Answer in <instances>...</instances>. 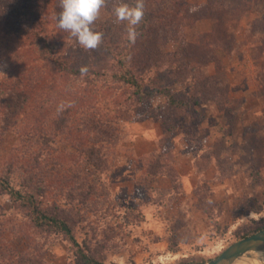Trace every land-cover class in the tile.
I'll return each mask as SVG.
<instances>
[{"label": "rangeland", "instance_id": "374dc122", "mask_svg": "<svg viewBox=\"0 0 264 264\" xmlns=\"http://www.w3.org/2000/svg\"><path fill=\"white\" fill-rule=\"evenodd\" d=\"M32 2L34 26L56 36L63 52L94 56L95 49L82 48L58 28L61 0ZM122 2L135 0H105L94 27L114 33L127 26L113 13ZM144 5L154 6L162 20L159 27L153 21L141 49L151 50L153 60L176 61L174 67L186 57L183 66L191 68L188 74L182 70L188 80L180 78L168 90L189 96L193 83H209L223 106H194L202 119L194 114L186 122L164 113L163 95L139 104L121 84L102 81V86L96 79L87 86L83 78L60 75L50 62L38 60L22 20L1 13L0 117L18 66L43 82L51 100L42 105L35 130L27 114L1 128L0 172L17 188L33 180L29 186L42 205L65 209L79 242L105 263L210 260L264 227V1L213 16H203L211 13L210 0H144ZM67 91L70 99L62 100ZM115 96L130 100L116 105ZM71 101H79L83 112L72 123L65 111L76 108ZM91 114L110 120L100 134L90 129ZM18 252L41 264H78L62 234L38 230L27 209L0 194V264Z\"/></svg>", "mask_w": 264, "mask_h": 264}, {"label": "trees", "instance_id": "16d2710c", "mask_svg": "<svg viewBox=\"0 0 264 264\" xmlns=\"http://www.w3.org/2000/svg\"><path fill=\"white\" fill-rule=\"evenodd\" d=\"M33 0H0V14L19 17L24 23V30L30 35L32 46L35 49V53L38 60L46 63H51L55 70L60 75L74 76L76 78L85 79L87 86L93 84L97 79V84H103L102 81H109L114 84H121L130 90V95L139 102V104H149L153 99L163 95L165 100L164 113H167L169 118L176 117L178 119H185L189 122L195 114V118L201 120L202 116L195 107L202 106L208 102L215 103L220 107L223 106L222 99L217 97L220 95L211 89L209 83H193L190 85V94L180 95L181 93L172 92L168 90L171 83H178L179 79L188 80L190 77L182 76V70L185 68L187 74L190 73V66L184 67L183 62H186V57L181 56V61H178L176 67L173 65L176 61L166 60L161 61L159 58L153 60L154 53L149 49H141V42L146 32L154 28L153 21H156L159 17L155 14L154 6L151 8L144 7V17L141 26L136 28V38L134 41L129 40L127 35V26H122L120 29L112 33L108 28L94 27L97 32L102 33L103 39L101 44L95 49L93 57L87 58L88 53L85 51L72 52L68 50L63 52V43L58 41L56 36H50L43 30L34 26V10L32 2ZM131 2L132 0H125ZM264 0H210L211 13L203 16H213L217 12L223 11L228 7H233L238 11L249 8L254 2L260 3ZM32 2V3H31ZM31 3V5H30ZM135 3V2H134ZM133 3V4H134ZM243 6V9H242ZM30 10V11H29ZM164 15V11L159 16ZM163 17V16H162ZM200 17H198L199 19ZM162 18L160 17V21ZM159 21V20H157ZM159 21L158 27L161 25ZM157 27V28H158ZM216 44V42H215ZM219 46V45H217ZM216 46V47H217ZM31 63H34L31 61ZM87 67L88 72L81 74V67ZM28 68L29 65H28ZM195 70V68H194ZM10 78L7 92L3 95L2 106L5 111L3 117H0V130L2 128L5 131L7 128L14 126L20 115L27 114V120L29 122V129L35 130L36 124L40 123L42 118L41 110L44 108L42 105L49 103L50 96L44 95L42 83L40 79L37 81L29 71H25L23 66L16 68V73ZM89 83V84H88ZM98 88V87H96ZM67 97L63 96L61 99H70L69 91H67ZM213 97H210V96ZM83 94H79V97L83 100ZM118 96H115L114 101L116 105L124 101L130 100H118ZM119 102V103H117ZM68 104H73L74 109L70 106L65 107V111L68 112V119L70 123L75 121L74 115L82 117V107H78L80 102L71 101ZM93 106V110H95ZM29 111V112H28ZM98 111V110H97ZM92 115V114H91ZM25 116V115H24ZM30 116V117H29ZM166 120V116H163ZM163 118V119H164ZM89 123L90 129L97 133L103 132L105 128V122H109V118L105 116H93L90 117ZM77 120V119H76ZM80 121V119H79ZM3 124V125H2ZM84 125V122H82ZM105 125V126H104ZM85 126V125H84ZM36 130H38L36 128ZM31 180V179H30ZM33 181V180H31ZM23 184L20 187H16L12 184L9 175L0 172V194H7L10 198L20 206L27 209L29 217L34 226L42 232H54L62 234L75 249L76 262L78 264H108L92 255L88 249H86L77 239L73 229V223L70 216L66 214V210L58 206H52L45 208L41 201L38 199L37 190L34 189V182ZM26 187V188H25ZM28 187V188H27ZM203 197L200 195V201L203 202ZM202 206L207 208L205 204ZM261 207L256 206L255 210L259 211ZM135 212V209H134ZM137 214L144 218V214L140 211ZM264 227L260 228L263 229ZM255 229L242 238L252 235L259 231ZM15 259L10 256L8 258V264H41L37 259L29 257L26 259V254L18 252ZM26 261H24V259ZM209 260V259H208ZM208 260H185L181 264H204Z\"/></svg>", "mask_w": 264, "mask_h": 264}, {"label": "clouds", "instance_id": "9594fccd", "mask_svg": "<svg viewBox=\"0 0 264 264\" xmlns=\"http://www.w3.org/2000/svg\"><path fill=\"white\" fill-rule=\"evenodd\" d=\"M105 0H61L62 11L59 13L58 28L61 32L70 33L82 48L96 49L102 42V33L93 29V24L100 15ZM144 0H135L133 5L120 3L113 8V13L120 22H127V35L134 41L137 35L136 26L144 17ZM81 74L88 68L81 67ZM63 108V105H61Z\"/></svg>", "mask_w": 264, "mask_h": 264}, {"label": "water", "instance_id": "95a60500", "mask_svg": "<svg viewBox=\"0 0 264 264\" xmlns=\"http://www.w3.org/2000/svg\"><path fill=\"white\" fill-rule=\"evenodd\" d=\"M264 228L227 246L204 264H264Z\"/></svg>", "mask_w": 264, "mask_h": 264}, {"label": "bare ground", "instance_id": "6f19581e", "mask_svg": "<svg viewBox=\"0 0 264 264\" xmlns=\"http://www.w3.org/2000/svg\"><path fill=\"white\" fill-rule=\"evenodd\" d=\"M260 256H261V259L264 258V256L262 255V253L260 254ZM237 264H245V263L241 262V263H237Z\"/></svg>", "mask_w": 264, "mask_h": 264}]
</instances>
